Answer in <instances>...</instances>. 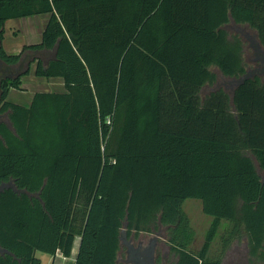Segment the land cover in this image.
<instances>
[{"label": "trees", "instance_id": "16d2710c", "mask_svg": "<svg viewBox=\"0 0 264 264\" xmlns=\"http://www.w3.org/2000/svg\"><path fill=\"white\" fill-rule=\"evenodd\" d=\"M44 13L40 43L6 53L4 22ZM230 23L264 50V0H0V264L69 257L76 237L75 264H116L124 226L166 227L174 264H222V220V248L264 264V79L218 84L250 70ZM32 63L66 91L7 101ZM186 199L213 219L196 251Z\"/></svg>", "mask_w": 264, "mask_h": 264}, {"label": "crops", "instance_id": "0c3cea01", "mask_svg": "<svg viewBox=\"0 0 264 264\" xmlns=\"http://www.w3.org/2000/svg\"><path fill=\"white\" fill-rule=\"evenodd\" d=\"M50 18L49 13L36 14L26 17L7 19L4 22L2 48L8 54H18L24 45L40 43L42 33ZM35 64L32 63L27 75L21 77L19 89L11 88L8 92L7 101L22 106H29L36 92H65L64 80L60 77L41 78L34 75ZM29 76L27 85L24 78ZM80 237L74 239L71 255L63 256L59 251L50 256L45 264H75V258L79 247ZM41 264L43 263L42 258Z\"/></svg>", "mask_w": 264, "mask_h": 264}, {"label": "rangeland", "instance_id": "374dc122", "mask_svg": "<svg viewBox=\"0 0 264 264\" xmlns=\"http://www.w3.org/2000/svg\"><path fill=\"white\" fill-rule=\"evenodd\" d=\"M233 23H230L228 25H232ZM240 26L242 29H244L246 32H254L252 31L250 28H248L247 26L244 25H238ZM229 33L231 34H238L240 35V37L243 39L244 43H245V59L248 63V65L250 66V68H254L253 65L251 64V61H249V54H254V47H246L249 38H245L242 36L241 31L240 30H228ZM214 70H216L214 68ZM14 75V71L13 69H4L3 66V70L2 72H0V79L7 77V76H13ZM29 76L24 78V83L27 85L28 81H29ZM222 79H225L221 76ZM264 79V78H262ZM182 209L184 211V213L186 214L187 218H188V222L190 224V226L193 228L195 236H194V240L191 243V245L189 246L190 250L196 251L198 250L202 243L204 242L205 239V235L207 233L208 228L210 227L211 223H212V217L205 215L202 212V208H201V202L197 199H186L184 200L183 204H182ZM230 225L227 221L222 220L220 221L219 227L217 229V232L214 236V239L211 242L210 245V249L208 252V257H210L211 259H215V258H220L222 260V264H227L228 263V254L230 252H233L237 249H240L242 247L245 246V241L240 239V240H233L228 247H226L225 249H223V242H222V238L225 234V232H227V230L229 229ZM160 237L161 239L159 240V243H164L167 241V231H166V227L161 226L160 227ZM143 235V234H142ZM144 237V236H143ZM147 238V237H145ZM168 250V248H167ZM36 257L38 258H42L43 263L45 264L46 261L49 260L51 255L42 253L37 251L35 253ZM168 263L167 264H174L175 260H176V256L174 254H172L170 252V250H168ZM246 262L247 264H262L261 262H252L249 261L248 259V255L246 257ZM119 264H123V263H119Z\"/></svg>", "mask_w": 264, "mask_h": 264}, {"label": "flooded vegetation", "instance_id": "af4514ba", "mask_svg": "<svg viewBox=\"0 0 264 264\" xmlns=\"http://www.w3.org/2000/svg\"><path fill=\"white\" fill-rule=\"evenodd\" d=\"M251 64L254 67V74L264 76V55L262 52H258L253 57ZM159 230L152 234L140 233L137 236L134 234L128 236L131 246L129 247L123 242L120 243L116 264L120 262L123 264H167L169 247L166 242V244L159 243L158 239H161Z\"/></svg>", "mask_w": 264, "mask_h": 264}, {"label": "water", "instance_id": "95a60500", "mask_svg": "<svg viewBox=\"0 0 264 264\" xmlns=\"http://www.w3.org/2000/svg\"><path fill=\"white\" fill-rule=\"evenodd\" d=\"M226 28L228 30H240L243 37L249 38L246 47H254V54H249V61H251L253 59V57H255V55L258 54V52H262V54L264 55V50L261 48L260 44L258 43L256 36H255V32H246L244 29H242L237 24L227 25ZM2 69H3V62L0 59V72ZM249 69H250V71H247V73L244 74L243 76H241L240 78L232 79V80L222 79L221 74L218 72V75H219L218 84L223 82V84L225 83L224 85H226V83L229 82L230 83V84H228L229 86L226 87V89L229 91L231 88L230 85L234 84L235 86H237V85L241 84L244 80H246V79H248L254 75V68H249ZM215 71H217V70H215ZM259 76L261 78L264 77L262 74ZM223 87H225V86H223ZM9 187H12L16 191V189L12 185V182L9 181V182H5V183L0 184V193L4 189L9 188ZM122 242L124 244L128 245L129 247L131 246V241H130V239H128V235H127L125 226L120 232V243H122ZM5 252H6V250L0 248L1 254L5 253ZM246 257H247V252H246V248L244 246V247L237 249L233 252H230L228 254V263L227 264H247ZM121 263H123V262H121Z\"/></svg>", "mask_w": 264, "mask_h": 264}]
</instances>
